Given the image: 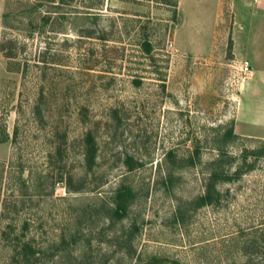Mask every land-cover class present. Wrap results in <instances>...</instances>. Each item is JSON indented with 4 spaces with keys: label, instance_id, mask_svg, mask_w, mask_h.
Masks as SVG:
<instances>
[{
    "label": "rangeland",
    "instance_id": "obj_1",
    "mask_svg": "<svg viewBox=\"0 0 264 264\" xmlns=\"http://www.w3.org/2000/svg\"><path fill=\"white\" fill-rule=\"evenodd\" d=\"M2 40L0 264H264V0H0Z\"/></svg>",
    "mask_w": 264,
    "mask_h": 264
},
{
    "label": "trees",
    "instance_id": "obj_2",
    "mask_svg": "<svg viewBox=\"0 0 264 264\" xmlns=\"http://www.w3.org/2000/svg\"><path fill=\"white\" fill-rule=\"evenodd\" d=\"M61 1H69V0H61ZM14 42L11 41H1L0 42V52L4 54V58H6L7 60H10L11 58L15 57V53H14V46H13ZM8 45H11L12 47H7ZM120 192V191H119ZM120 196V195H119ZM119 210L121 209V207H118ZM30 245L29 244H25L24 249H29L30 250ZM152 261H154V258H151Z\"/></svg>",
    "mask_w": 264,
    "mask_h": 264
}]
</instances>
